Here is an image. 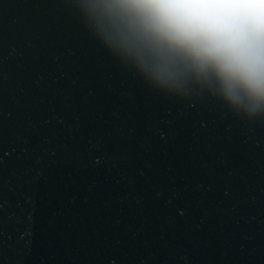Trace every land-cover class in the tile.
Returning <instances> with one entry per match:
<instances>
[{
  "label": "water",
  "instance_id": "obj_1",
  "mask_svg": "<svg viewBox=\"0 0 264 264\" xmlns=\"http://www.w3.org/2000/svg\"><path fill=\"white\" fill-rule=\"evenodd\" d=\"M44 2L0 0V93L6 123L8 109L18 111L21 121L24 116L43 121L53 111H64L67 119V127L52 121L59 150L35 187L31 220L23 213L14 221L9 217L17 233L31 226L33 255L27 264H43L41 254L47 264H142L148 248L181 249L194 264H236L239 258L216 255L214 249L245 228L260 227L264 168L259 152L250 161L245 152L252 141L264 140V131L249 124L229 132L211 116L209 127L196 131L198 120L175 106L168 111L148 97L129 98L118 80L115 89L107 88L94 49L64 54L66 34L50 16L42 21ZM70 12L79 18L73 8ZM79 22L106 62L119 63ZM37 73L44 76L39 84L33 83ZM73 78L79 82L75 87ZM18 80L25 93L19 92ZM89 86L93 95L87 93ZM208 102L225 123L261 118L237 116L215 98ZM113 110L120 115L113 116ZM153 123L167 130V139ZM0 147L7 152V145ZM224 155L230 157L229 166L221 163ZM253 192L255 202L245 199ZM253 213L256 221L246 225L245 217ZM4 264L15 262L6 258Z\"/></svg>",
  "mask_w": 264,
  "mask_h": 264
},
{
  "label": "clouds",
  "instance_id": "obj_2",
  "mask_svg": "<svg viewBox=\"0 0 264 264\" xmlns=\"http://www.w3.org/2000/svg\"><path fill=\"white\" fill-rule=\"evenodd\" d=\"M84 28L153 89L264 117V0H70Z\"/></svg>",
  "mask_w": 264,
  "mask_h": 264
},
{
  "label": "snow or ice",
  "instance_id": "obj_3",
  "mask_svg": "<svg viewBox=\"0 0 264 264\" xmlns=\"http://www.w3.org/2000/svg\"><path fill=\"white\" fill-rule=\"evenodd\" d=\"M43 6L47 11L43 15L42 21L50 16L57 23L60 30L66 34L67 39L64 48L66 56L77 54L80 48L94 49L99 54L98 63L104 67L102 77L107 88L115 89L116 84L114 81L118 80L120 84L126 85L125 94L129 98L135 99L137 96L142 95L164 104L168 111H172V107L175 106L177 111L193 115L198 120L196 131L209 127L210 120L208 116H211L214 121L223 122L225 129L229 132L240 126L248 127L249 124L250 129L258 128L264 131V117L248 124L237 118L225 123L219 110L208 102V97H202L199 104L195 102L186 104L175 96L166 95L153 88L146 87L141 78L136 80V75L128 72L122 64L115 61L106 62L103 54L87 41L86 34L80 26L79 18L70 12V9H72L70 0H45ZM28 43L31 44V40ZM4 76L7 78V73H4ZM42 79H44L43 73H37L33 83L39 84ZM71 83L75 87L79 82L73 78ZM17 85L19 92L25 93L23 80H18ZM62 92L63 89L58 90V94ZM87 93L93 95L95 89L89 86ZM12 95L16 101V93L13 92ZM2 105V93H0V146H8L7 152H4L3 147H0V183L4 185V188L0 189V264H4L6 258L13 260L15 264H27L33 255L31 226L29 224L27 229L17 233L13 230L9 217L14 221L19 214L23 213L31 220L35 187L40 177L45 174L46 165L51 162L59 150L58 144L54 143V135L58 132V129L52 126V121L55 119L58 124L67 127V119L64 111H53L43 121L33 122L28 116H24L21 121L18 111L14 114L13 110L8 109L6 123L5 107ZM205 113L208 115H204ZM112 114L116 117L120 115L115 110ZM151 127L156 128L167 139V130L157 123H153ZM40 128L49 129L51 134H41ZM63 146L68 147L66 142ZM256 152H259L262 168H264V140H254L251 144H248L245 155L249 157L250 161L252 155ZM221 163L229 166L230 157L227 155L222 156ZM234 170L233 167H229V171ZM13 178L16 182H13ZM257 198L255 192L245 197V199L253 202ZM259 200V229H243L239 236L227 241L222 247L214 249L216 255L239 258L236 264H264V178H262L260 184ZM256 219L257 216L253 213L245 217V223L251 225ZM17 240L20 243L19 248L16 246ZM40 259L43 264H47L46 257L43 254L40 255ZM142 264H194V260L189 252L181 249L148 248L143 254Z\"/></svg>",
  "mask_w": 264,
  "mask_h": 264
}]
</instances>
